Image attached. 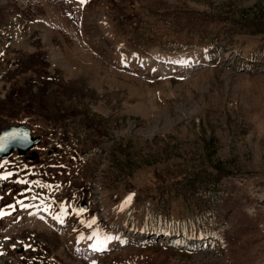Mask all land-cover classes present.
Segmentation results:
<instances>
[{
	"label": "rangeland",
	"instance_id": "rangeland-1",
	"mask_svg": "<svg viewBox=\"0 0 264 264\" xmlns=\"http://www.w3.org/2000/svg\"><path fill=\"white\" fill-rule=\"evenodd\" d=\"M20 124L0 264H264V0H0Z\"/></svg>",
	"mask_w": 264,
	"mask_h": 264
},
{
	"label": "water",
	"instance_id": "water-1",
	"mask_svg": "<svg viewBox=\"0 0 264 264\" xmlns=\"http://www.w3.org/2000/svg\"><path fill=\"white\" fill-rule=\"evenodd\" d=\"M41 144L42 137L34 136L27 125L10 126L0 131V160H7L18 151L19 156L35 162L40 158L36 149Z\"/></svg>",
	"mask_w": 264,
	"mask_h": 264
},
{
	"label": "trees",
	"instance_id": "trees-1",
	"mask_svg": "<svg viewBox=\"0 0 264 264\" xmlns=\"http://www.w3.org/2000/svg\"><path fill=\"white\" fill-rule=\"evenodd\" d=\"M91 123H96V124H100V123H97V121H96V118H92L91 120H87V121H84L83 120V122L81 123V125L80 126H82L83 128H85V129H91L92 127H91ZM207 185V184H206ZM206 185H204V184H202L200 187H199V189L196 191V195H200L199 193H201V195H204L205 193H207L206 191L207 190H210L211 189V186H208L207 188L205 187ZM214 190V189H213ZM210 193H213V192H210ZM210 193H209V197H211V195H210Z\"/></svg>",
	"mask_w": 264,
	"mask_h": 264
}]
</instances>
